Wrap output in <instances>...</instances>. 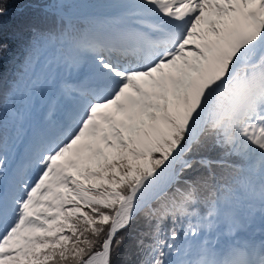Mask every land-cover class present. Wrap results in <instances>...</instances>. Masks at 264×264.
<instances>
[{
	"label": "snow or ice",
	"instance_id": "1",
	"mask_svg": "<svg viewBox=\"0 0 264 264\" xmlns=\"http://www.w3.org/2000/svg\"><path fill=\"white\" fill-rule=\"evenodd\" d=\"M73 7L0 0L55 91L15 163L0 120V264H264V0Z\"/></svg>",
	"mask_w": 264,
	"mask_h": 264
},
{
	"label": "trees",
	"instance_id": "2",
	"mask_svg": "<svg viewBox=\"0 0 264 264\" xmlns=\"http://www.w3.org/2000/svg\"><path fill=\"white\" fill-rule=\"evenodd\" d=\"M22 2H27V0H22ZM78 20L82 18L83 21H90L86 16H75ZM95 20L100 21L95 18ZM19 29V21L15 16L6 18L3 23V32L7 36L10 42V49L3 54V58L0 59V120H2V131L5 138L4 147L11 146L16 140L14 129L21 124L20 120H17V117H14L10 109L15 105L17 109L22 111V108L26 105V102L23 100L25 97H29L28 89L24 87L25 83L30 84L33 79L31 73H27L24 76L23 81L21 82V87L14 94L9 91V86L12 84L13 80L20 75L21 64L24 58L23 55V44L22 37H17ZM22 101V102H21ZM22 103H25L22 105ZM15 138V139H14ZM5 150V149H4ZM168 228L171 225H167ZM179 230V226H177ZM181 237L183 233L181 232ZM171 242V241H169ZM132 244L131 237L128 238L124 245V251L126 252L129 246ZM123 255V253H122Z\"/></svg>",
	"mask_w": 264,
	"mask_h": 264
},
{
	"label": "rangeland",
	"instance_id": "3",
	"mask_svg": "<svg viewBox=\"0 0 264 264\" xmlns=\"http://www.w3.org/2000/svg\"><path fill=\"white\" fill-rule=\"evenodd\" d=\"M74 7L82 11L86 16H93L103 18L101 22L111 21L115 15L108 16L109 11L119 9L122 12V8L119 5L125 3V0H72ZM73 11V10H72ZM74 13V12H73ZM39 74V69L37 70ZM33 79L35 77H32ZM31 83V82H30ZM30 86V84H29ZM28 94L30 93L29 88ZM55 91L53 88L44 84L42 81L38 83L34 93H30L29 97H25L23 100L26 105L22 108L24 119L22 121L23 127L28 129L30 127L41 126L44 123V117L47 114V110L50 104V100L54 98ZM19 120V119H17ZM21 123V122H20ZM20 126V124H19ZM17 126V127H19ZM15 139V138H14ZM15 144V146H14ZM20 148L19 142L14 140L11 146L4 147L9 162L15 163L17 158V150Z\"/></svg>",
	"mask_w": 264,
	"mask_h": 264
},
{
	"label": "water",
	"instance_id": "4",
	"mask_svg": "<svg viewBox=\"0 0 264 264\" xmlns=\"http://www.w3.org/2000/svg\"><path fill=\"white\" fill-rule=\"evenodd\" d=\"M72 10H73V12H74L75 16H79V15H81V14H82V13H81V11H80V10H78L77 8H73ZM91 18H97V17H93V16H91Z\"/></svg>",
	"mask_w": 264,
	"mask_h": 264
},
{
	"label": "bare ground",
	"instance_id": "5",
	"mask_svg": "<svg viewBox=\"0 0 264 264\" xmlns=\"http://www.w3.org/2000/svg\"><path fill=\"white\" fill-rule=\"evenodd\" d=\"M125 1L127 2V0H125ZM77 9H78V8H77ZM113 15H115L114 18H116V17L122 15V13H120V12H115V14H113ZM112 17H113V16H112ZM78 18H79V16H78ZM114 18H113V19H114ZM80 20H82V18H81ZM21 102H22V101H21ZM26 102H27V101H26ZM23 104H25V103H22V105H23ZM47 111H48V110H47ZM47 111H46V112H47ZM178 243H179V242H178Z\"/></svg>",
	"mask_w": 264,
	"mask_h": 264
}]
</instances>
